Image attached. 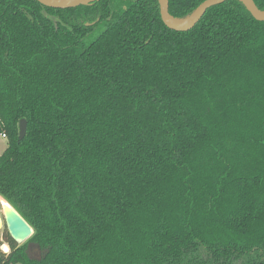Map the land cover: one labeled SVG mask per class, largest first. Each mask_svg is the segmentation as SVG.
Wrapping results in <instances>:
<instances>
[{"label":"trees","instance_id":"1","mask_svg":"<svg viewBox=\"0 0 264 264\" xmlns=\"http://www.w3.org/2000/svg\"><path fill=\"white\" fill-rule=\"evenodd\" d=\"M2 134L34 233L0 264H264V21L241 0L185 31L161 0H0Z\"/></svg>","mask_w":264,"mask_h":264},{"label":"water","instance_id":"2","mask_svg":"<svg viewBox=\"0 0 264 264\" xmlns=\"http://www.w3.org/2000/svg\"><path fill=\"white\" fill-rule=\"evenodd\" d=\"M45 6L54 7V8H72L79 5H90L96 1L100 0H38ZM227 0H205L202 2L195 12L188 18L182 20H188L184 23H177L173 21L174 16L169 12V0H161V15L164 23L175 30L185 31L193 28L200 19L204 16L206 11L215 5L221 4ZM243 1L248 8L251 10L256 19L264 21V11L261 10L255 3L254 0H241ZM180 19V18H176ZM89 25V23H88ZM27 120L22 118L19 123V139H23L27 133ZM2 197V196H1ZM2 199H4L2 197ZM6 203L10 206L9 210L3 211L1 217V228L4 227L8 229L11 237L18 243L25 242L29 237L34 233L33 227L26 221V219L18 212V210L6 199ZM0 203L3 207V202L0 199ZM3 209V208H2ZM40 252L39 259L41 258V250L38 244H34Z\"/></svg>","mask_w":264,"mask_h":264},{"label":"rangeland","instance_id":"3","mask_svg":"<svg viewBox=\"0 0 264 264\" xmlns=\"http://www.w3.org/2000/svg\"><path fill=\"white\" fill-rule=\"evenodd\" d=\"M8 146V140L7 137L5 136H0V153H3V151L6 149V147ZM3 211H2V205L0 203V217H2ZM5 231H8V229L6 228V226L4 225L3 228L0 229V237H1V241H4L3 239V234ZM25 242H21L19 243L20 245L23 244ZM7 245L9 247V250L7 253H9L11 251L10 248V244L8 242H2L1 244V249L4 251V246ZM29 253L32 257H39L40 252L37 249V247L34 244H29ZM5 252V251H4Z\"/></svg>","mask_w":264,"mask_h":264},{"label":"bare ground","instance_id":"4","mask_svg":"<svg viewBox=\"0 0 264 264\" xmlns=\"http://www.w3.org/2000/svg\"><path fill=\"white\" fill-rule=\"evenodd\" d=\"M55 1H62V0H55ZM173 21L174 22H177V23H184V22H187L188 20H182V19L173 18ZM0 199L3 202V207H2L3 209H2V211L9 210L10 209V206L6 203V201L4 199H2L1 196H0ZM0 219H1V217H0ZM0 227H1V220H0ZM7 248H8V246H7ZM8 250H9V248H8Z\"/></svg>","mask_w":264,"mask_h":264},{"label":"snow or ice","instance_id":"5","mask_svg":"<svg viewBox=\"0 0 264 264\" xmlns=\"http://www.w3.org/2000/svg\"><path fill=\"white\" fill-rule=\"evenodd\" d=\"M4 251L7 252L8 251V248L7 246L4 247Z\"/></svg>","mask_w":264,"mask_h":264},{"label":"built area","instance_id":"6","mask_svg":"<svg viewBox=\"0 0 264 264\" xmlns=\"http://www.w3.org/2000/svg\"><path fill=\"white\" fill-rule=\"evenodd\" d=\"M2 136H4V137H5L6 135H5V134H2Z\"/></svg>","mask_w":264,"mask_h":264},{"label":"flooded vegetation","instance_id":"7","mask_svg":"<svg viewBox=\"0 0 264 264\" xmlns=\"http://www.w3.org/2000/svg\"><path fill=\"white\" fill-rule=\"evenodd\" d=\"M2 217H3V216H2ZM0 220H1V219H0ZM4 225H5V223H4ZM5 246H7V245H5ZM5 246H4V247H5ZM8 248H9V247H8Z\"/></svg>","mask_w":264,"mask_h":264}]
</instances>
